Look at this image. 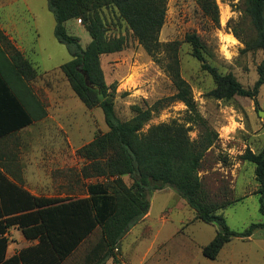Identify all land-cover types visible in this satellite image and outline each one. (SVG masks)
<instances>
[{
  "label": "trees",
  "instance_id": "1",
  "mask_svg": "<svg viewBox=\"0 0 264 264\" xmlns=\"http://www.w3.org/2000/svg\"><path fill=\"white\" fill-rule=\"evenodd\" d=\"M203 14L219 25L216 0H196ZM168 0H49L56 19L55 35L66 45L72 59L61 66L72 91L84 106L99 108L108 131L98 132L93 141L77 151L85 160L84 179L104 178L105 182L86 186L87 197L80 199L43 198L32 195L8 177V167L0 170V264H106L115 258L121 241L150 211L151 196L166 188L175 190L195 211L196 220L217 225L214 239L203 248V256L216 260L223 247L234 239H249L264 231V149H247L241 161L255 166L259 183L263 221L243 231L232 230L221 210L233 201L211 204L200 177L203 161L219 136L199 112L190 85L181 77L178 42L162 44ZM240 21L231 26L235 38L244 44V53L264 55V0H240ZM117 11L145 52L157 57L164 49L169 59L166 69L176 93L158 100L149 108L133 106L135 115L122 121L116 114V87L105 82L101 57L120 52L121 38L109 36L103 19L105 9ZM80 21L90 36L85 46L81 38L68 32L67 23ZM192 56L214 80L210 97L230 101L237 96L256 101L264 86V58L258 66V79L252 89L244 88L231 73L222 74L205 58L206 47L195 34L186 37ZM0 36V139L15 134L46 117L41 102L26 84L36 72L22 53ZM173 102L186 106V119L145 126ZM200 128L197 139L190 133ZM128 177L130 183L124 179ZM10 229H18L28 241L38 244L7 258ZM75 262H71L72 260ZM71 260V261H70Z\"/></svg>",
  "mask_w": 264,
  "mask_h": 264
},
{
  "label": "rangeland",
  "instance_id": "2",
  "mask_svg": "<svg viewBox=\"0 0 264 264\" xmlns=\"http://www.w3.org/2000/svg\"><path fill=\"white\" fill-rule=\"evenodd\" d=\"M216 3L219 25L203 14L196 0H168L159 40L162 44L179 43L181 77L190 85L200 114L219 136L203 161L200 177L211 204L235 203L219 213L232 230L240 232L263 221L255 166L241 161L240 156L247 149L255 153L264 149V86L257 104L248 97L237 96L230 101L210 97L214 80L192 56L186 37L197 35L205 44L207 62L222 74L234 75L246 89H252L257 81L264 55L262 51L242 52L244 44L231 31V26L243 17L240 0ZM102 16L109 36L125 43L120 52L102 56L101 66L106 84L116 87V114L128 121L135 115L133 106L146 109L176 93L166 69L169 55L166 49L155 58L148 55L116 10L105 9ZM55 29L49 0H0V36L31 63L36 76L26 84L46 112L45 118L19 133V142L30 143L36 151H70L64 167L53 166L54 182L74 178L86 189L88 184L106 179L81 180L82 169L88 163L72 151L89 144L98 132L105 133L108 128L102 110L87 109L62 73L61 66L72 56L68 47L58 41ZM67 29L81 38L83 46L90 42L80 21L67 23ZM10 49L5 47L7 52ZM186 109L181 102L170 103L154 114L144 131L174 120L185 122ZM200 131L195 126L191 138L197 139ZM124 179L130 183L128 177ZM151 203L150 212L124 237L114 252L115 258L106 264H264L263 230L249 239L227 243L212 261L202 251L214 239L217 225L197 221L195 211L173 189L155 192Z\"/></svg>",
  "mask_w": 264,
  "mask_h": 264
},
{
  "label": "crops",
  "instance_id": "3",
  "mask_svg": "<svg viewBox=\"0 0 264 264\" xmlns=\"http://www.w3.org/2000/svg\"><path fill=\"white\" fill-rule=\"evenodd\" d=\"M25 129L0 139V170L6 172L3 166H7L9 179L16 182L14 181L16 176L20 179L18 183L37 197L55 199L87 197V189L82 188V183H78L74 178L72 180L60 178L54 182L53 166L55 169L59 165L61 168L64 167L68 163L67 158L71 152L66 149L52 150L51 148L36 151L33 146L30 148V143L19 142V133ZM77 151L72 152L75 154ZM80 179H83L82 176ZM6 236L9 240L7 258L38 244V241L26 240L18 229H10Z\"/></svg>",
  "mask_w": 264,
  "mask_h": 264
},
{
  "label": "bare ground",
  "instance_id": "4",
  "mask_svg": "<svg viewBox=\"0 0 264 264\" xmlns=\"http://www.w3.org/2000/svg\"><path fill=\"white\" fill-rule=\"evenodd\" d=\"M235 41V39H233Z\"/></svg>",
  "mask_w": 264,
  "mask_h": 264
}]
</instances>
